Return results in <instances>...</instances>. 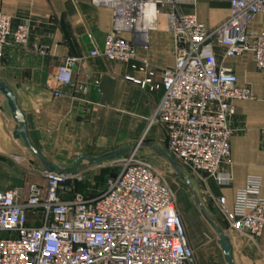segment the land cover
<instances>
[{"label": "built area", "instance_id": "2783aa9c", "mask_svg": "<svg viewBox=\"0 0 264 264\" xmlns=\"http://www.w3.org/2000/svg\"><path fill=\"white\" fill-rule=\"evenodd\" d=\"M183 3L92 0L94 8L112 11L113 23L103 48H95L90 56L123 64L135 61V43L122 35H139L147 50L149 33L159 30L164 18L177 58L175 67L163 73L164 95L150 124L164 127L168 153L189 175L216 176L230 155L234 104L251 100L253 94L249 87L238 86L232 69L220 65L215 48L223 49L225 60L252 54L257 69L264 71V33L249 30L264 14V0H230L229 18L212 30L196 15L181 13ZM167 6L170 11H165ZM29 38L27 23L0 13V58L6 47L27 46ZM80 62L66 58L56 81L87 95L91 84L74 76ZM143 64L149 69L147 61ZM148 73L146 81L138 82L142 88L153 83L154 74ZM92 85L99 87L100 82ZM110 168L117 174L96 195L77 190L84 173L69 176L46 170L41 172L44 185L30 184L27 192L0 191V264H196L176 194L163 174L138 156ZM260 191L261 180L251 177L237 191L232 210L224 198L218 200L228 234L259 239L264 230Z\"/></svg>", "mask_w": 264, "mask_h": 264}, {"label": "crops", "instance_id": "0c3cea01", "mask_svg": "<svg viewBox=\"0 0 264 264\" xmlns=\"http://www.w3.org/2000/svg\"><path fill=\"white\" fill-rule=\"evenodd\" d=\"M91 1L0 0L1 14L30 28L27 46L4 49L0 82L15 93L30 140L49 161L69 165L83 155L101 156L139 142L168 153L164 127L150 124V119L164 95L163 73L176 65L174 36L161 18L160 29L148 35L147 50L139 35H122L135 43V61L123 64L92 58L91 52L102 49L111 32L113 14L108 8H94ZM170 10L169 6L165 9ZM179 10L196 15L212 30L229 18L231 6L230 0H184ZM249 30L264 33V14L257 16ZM215 51L220 65L232 69L238 86L249 87L253 98L234 104L231 151L217 175L191 177L207 212L231 238L237 264H264V230L256 242L228 234L217 205L224 198L232 210L237 191L244 189L251 177L261 180L260 196L264 199V71L257 69L252 54L225 60L222 48ZM69 57L81 59L74 67V76L76 81L91 84L87 95L57 84V70ZM143 61L149 63V69ZM148 72L154 74L153 83L142 88L138 82L146 81ZM94 80L100 82L99 87L92 85ZM17 129L8 102L0 94L2 192L18 188L27 192L30 184L44 185L41 172L45 169L23 140L15 138ZM138 157L163 174L168 183L175 179L158 159ZM176 192L177 210L196 264H227L218 236L196 204L193 192L183 183Z\"/></svg>", "mask_w": 264, "mask_h": 264}, {"label": "water", "instance_id": "95a60500", "mask_svg": "<svg viewBox=\"0 0 264 264\" xmlns=\"http://www.w3.org/2000/svg\"><path fill=\"white\" fill-rule=\"evenodd\" d=\"M0 94L3 95L7 100L11 109V113L18 124V129L15 131L14 135L15 138H21L23 140L26 148L34 155L37 160L41 162L46 171L75 176L88 172L89 170L112 165L126 157L144 155L158 159L165 166L169 167L173 176L179 179L180 182H182L193 192L196 204L199 206L206 221L210 224L218 236V241L224 254L226 263L237 264L231 238L225 233L220 224L207 212L205 206L200 200L198 192L194 187L191 175H189L182 168V166L170 156L169 153L157 146L144 145L142 142H139L133 146L108 152L101 156L92 157L83 155L80 156L73 164L69 165L49 161L48 158L31 142L25 115L19 106L13 90L0 82Z\"/></svg>", "mask_w": 264, "mask_h": 264}, {"label": "rangeland", "instance_id": "374dc122", "mask_svg": "<svg viewBox=\"0 0 264 264\" xmlns=\"http://www.w3.org/2000/svg\"><path fill=\"white\" fill-rule=\"evenodd\" d=\"M110 169H111L110 165H107L104 167L93 169L91 171H88L87 173L85 172L83 174V176L81 177V181H80L79 185L83 186V187L86 186V188L89 189L90 194H96L98 192V189H99V182L102 179V176L104 174L103 172H107ZM168 170L170 173L172 172V171H170L169 167H168ZM173 177L175 179H172L173 181L171 183L170 182L169 183H170L172 190L175 193L177 187L180 188L182 186V183L175 176H173ZM176 196H178V193L176 194Z\"/></svg>", "mask_w": 264, "mask_h": 264}, {"label": "trees", "instance_id": "16d2710c", "mask_svg": "<svg viewBox=\"0 0 264 264\" xmlns=\"http://www.w3.org/2000/svg\"><path fill=\"white\" fill-rule=\"evenodd\" d=\"M103 173H104V174H103V176H102V179H101L100 182H99V189H98V191H101V190L104 189L105 184H106L108 178H109V177H112V176H115V175L117 174V170L111 168V169L108 170L107 172H103ZM77 190H78L80 193L84 194V195H87V194L89 195V194H90L89 189H87L86 186L83 187V186H80V185L78 184V185H77ZM97 193H98V192H97ZM97 193H96V194H97ZM96 194H90V195H96Z\"/></svg>", "mask_w": 264, "mask_h": 264}]
</instances>
